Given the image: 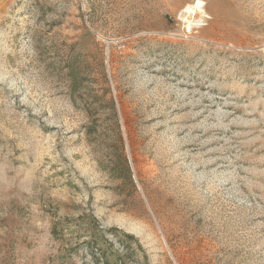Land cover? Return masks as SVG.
Returning a JSON list of instances; mask_svg holds the SVG:
<instances>
[{
    "label": "rangeland",
    "instance_id": "rangeland-1",
    "mask_svg": "<svg viewBox=\"0 0 264 264\" xmlns=\"http://www.w3.org/2000/svg\"><path fill=\"white\" fill-rule=\"evenodd\" d=\"M0 264H264V0H0Z\"/></svg>",
    "mask_w": 264,
    "mask_h": 264
}]
</instances>
